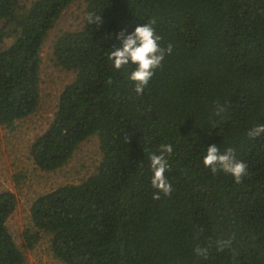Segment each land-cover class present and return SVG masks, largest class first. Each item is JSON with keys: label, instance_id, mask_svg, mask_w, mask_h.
<instances>
[{"label": "trees", "instance_id": "1", "mask_svg": "<svg viewBox=\"0 0 264 264\" xmlns=\"http://www.w3.org/2000/svg\"><path fill=\"white\" fill-rule=\"evenodd\" d=\"M73 1L0 0L2 127L36 109L41 45ZM84 2L81 28L53 42L55 63L74 78L30 157L54 171L97 135L101 159L80 182L33 200L23 246L32 249L47 233L64 264H264V134L248 136L264 125V0ZM90 14L102 23H88ZM153 18L161 47L173 48L137 94L129 79L135 65L116 70L108 55L122 46L121 31ZM163 144L173 146L165 154L173 191L157 200L149 157ZM210 145L231 147L246 163L241 183L204 166ZM15 206L14 193L0 191V264L25 263L6 225ZM219 240H230L224 251ZM197 246L209 248L207 259Z\"/></svg>", "mask_w": 264, "mask_h": 264}, {"label": "rangeland", "instance_id": "2", "mask_svg": "<svg viewBox=\"0 0 264 264\" xmlns=\"http://www.w3.org/2000/svg\"><path fill=\"white\" fill-rule=\"evenodd\" d=\"M33 0H19L27 5ZM84 0H74L55 21L40 48L39 103L28 116L17 120L13 127L0 125V191L9 190L16 197V206L6 225L15 243L23 251L24 264H64L50 250L49 234L42 233L32 248L23 246V230L30 225V206L40 194L66 184L78 183L94 172L101 159L97 135L82 141L71 158L54 171H43L30 157V145L51 121L59 94L74 78L72 70L57 65L52 54L56 37L63 32L78 30L84 18ZM7 40L2 46H7Z\"/></svg>", "mask_w": 264, "mask_h": 264}, {"label": "clouds", "instance_id": "3", "mask_svg": "<svg viewBox=\"0 0 264 264\" xmlns=\"http://www.w3.org/2000/svg\"><path fill=\"white\" fill-rule=\"evenodd\" d=\"M97 22L99 26L102 21L97 15L90 14L88 16V23ZM156 20L150 19L146 23L136 25L134 31L125 34L121 31L117 39L121 41V47L111 50L108 59L112 61L113 67L116 70H121L125 66L135 65L134 70L130 73L129 79L134 84V90L137 94H142L144 89L148 87L156 69L162 66V61L166 54H171L173 46L169 44L166 48L161 47V36L156 33L154 25ZM108 84L112 81L109 79ZM221 108L217 115L223 112ZM264 134V125H257L248 132L251 138L259 137ZM173 146L170 144H163L160 146V154L150 155V167L153 172L151 185L156 192L153 194V199L159 200L160 194L170 196L173 188L165 173L169 170V163L165 154L171 155ZM203 164L209 168L213 173L218 170L233 176L237 184L242 182V179L247 175L246 163L237 160L235 150L231 147L220 151L216 145L207 147L206 155L203 158ZM217 243V250L224 251L225 247L230 244V240H219ZM195 254L198 257L207 259L209 248L197 246Z\"/></svg>", "mask_w": 264, "mask_h": 264}]
</instances>
